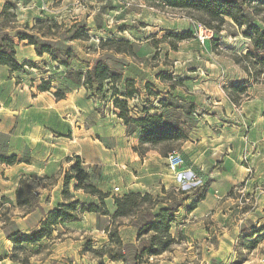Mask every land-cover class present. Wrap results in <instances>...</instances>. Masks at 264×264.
Segmentation results:
<instances>
[{
    "label": "rangeland",
    "instance_id": "1",
    "mask_svg": "<svg viewBox=\"0 0 264 264\" xmlns=\"http://www.w3.org/2000/svg\"><path fill=\"white\" fill-rule=\"evenodd\" d=\"M6 1L0 0V10ZM164 1L29 0L18 4L17 13L19 25L27 22L30 28L47 19L66 25V29L76 22L80 25L78 28L85 26L90 38L74 42L67 40L70 34H65L63 28H45L62 37L61 42L56 44V55L67 61L72 70L85 71L94 60L103 57L113 70L135 79L138 93L135 99L130 100V105L136 109V116L152 104L154 110L151 113L164 110L167 118L188 132L196 119L207 114L209 128L194 134L195 138H202L205 148L203 167L193 163L183 152L184 141L175 146L180 157L179 168L195 172L199 179L197 185L188 189L187 197L196 199L197 192H206L210 198H216L219 202L214 215H208L201 224H198L199 220L193 224L191 219L189 224L178 227L175 244L161 255L147 257L141 254L149 236L135 237V231L126 228V225H132L130 219L113 222L111 215L115 204L112 199L130 192V186L139 187L137 183L146 179L152 169H169V159L168 164L165 160L156 162L157 149L146 150L139 146V133H128L123 120L116 115L110 92L100 98L90 97L84 92L74 93L78 88L83 90L82 86L68 85L67 67L61 64L57 68L60 63L45 54L34 58L36 66L25 67L14 77L23 87L40 95L43 92L38 87L42 82H52V94L69 87L68 93H73L69 95V100L55 106L46 95H42L34 101L33 110L47 113L56 107L60 111V119L71 123L72 130L59 140L66 145L76 143L87 156L88 163L84 164L91 174V182L110 194L105 199V207H102V212L109 215L97 216L87 212L81 215L78 222L59 227L52 239L30 248L34 252L30 264H124L93 251L102 252L109 246V230L115 226L123 241L122 253L129 259V264H206V261L209 264H263L264 142L258 149L255 143H262L264 138V108L263 113L259 109V103L264 104V82L250 77L242 64L236 61V57L252 48L251 40L246 36L250 28L240 27L226 18L221 29H211L198 21L196 14L171 9ZM239 2L252 23L264 30V0ZM205 28L212 30V36L202 44L199 36ZM38 32L35 33L40 42H46ZM180 33L190 36L179 40L175 35ZM112 40L120 41L119 45H115L120 48L128 46V41L134 46L136 55L111 50L114 45H109L108 50L102 48V42ZM14 41L17 50L27 46V42L21 43L16 38ZM67 47L72 48L70 53L66 51ZM23 52L27 55L26 49ZM19 58L22 61L20 52ZM166 75L172 78H164ZM239 77H248V84H255L260 90H249L236 104L230 100L228 90ZM201 86L210 94H206ZM219 86L225 89L227 95V101L222 104H218L219 98H223L216 92ZM254 95L262 100L257 102ZM163 99L166 101L163 102ZM193 104L197 112L195 108H188ZM53 138L57 139L55 135L50 139ZM9 141L10 136L0 132V156L12 155ZM46 145L42 142L36 147L32 165L8 166L0 162V196L6 195L15 206L16 180L23 175H33L38 182L35 198L39 207L29 216L24 215L26 208L8 205L11 220L23 233L35 230L42 215L55 207L57 201H68L62 195L64 175L74 162L60 159L56 152L58 146L51 145L49 151ZM151 157L154 158L151 163L144 161ZM22 159L30 160V154L26 153ZM159 180L149 179L153 186H158ZM175 184L171 186L168 182L166 190H174ZM73 185L70 186L71 199H79L83 204L99 203L97 198L75 191ZM116 187L119 189L116 190ZM2 225L0 264H21L9 257L12 243ZM11 227L9 225L7 229ZM259 229L262 232L255 236L262 235V238L254 249H249L247 241L254 238L247 236H251V230ZM58 233L61 234L58 236ZM88 242L93 250L87 248ZM113 251H119V248L115 247ZM189 253H192L191 258ZM194 255L197 257L192 259Z\"/></svg>",
    "mask_w": 264,
    "mask_h": 264
},
{
    "label": "trees",
    "instance_id": "2",
    "mask_svg": "<svg viewBox=\"0 0 264 264\" xmlns=\"http://www.w3.org/2000/svg\"><path fill=\"white\" fill-rule=\"evenodd\" d=\"M29 0H7L0 10V65L10 67L12 72H18L25 67H34L36 64L33 61L20 62L17 58V45L15 38L19 42H27V45L35 47L38 56L48 54L53 61H58L60 65L67 67L66 81L68 85L83 86L86 88L88 96L103 97L106 92L111 93L112 103L116 109V115L123 120L128 133H139V146L149 150L155 148L163 157H168L169 153L176 151L175 144L184 141L188 137L186 132L177 122L171 118H167L164 110H154L152 104L149 107H144L138 116L133 114L134 108L130 105V100L137 96L135 88L136 81L133 78L124 77L122 73L113 70L109 64L105 62L103 57L97 58L88 65L86 70H72L67 61H62L56 55L57 45L62 40V37H57L56 34L45 28V26H54L57 29L63 28L65 34H70L69 42L78 40H88V35L85 26L78 28V22L66 29V25L57 23L54 19H47L45 22L40 20L32 28L29 23L25 22L19 25L17 6L20 2H28ZM165 5L171 9L186 10L196 14L198 21L211 29L219 30L225 23V19H231L238 26H248L250 29L246 36L250 38L252 48H249L244 55L236 57V61L242 64L243 69L250 77L257 82H264V30L252 23L249 15L244 13L243 6L239 0H165ZM78 28V29H77ZM39 36L45 38L46 42L41 43L36 36V31ZM179 40H185L190 36L188 33H180L175 35ZM120 41L112 40L110 42H102L103 49L108 50L109 45H114L111 50L116 52L131 54L135 56L134 46L126 41L125 48H120ZM67 52H71L72 48L67 47ZM70 55L67 57L69 58ZM259 68V69H257ZM164 78L171 79V75H166ZM179 84V83H177ZM173 86V85H172ZM40 91H50L52 82H42L38 87ZM68 88L59 89L54 94L57 100L64 99ZM249 86L246 83H233L231 90H228L230 100L236 104L240 103L242 98L248 94ZM234 92L237 93L235 96ZM166 100L163 99V102ZM164 107V103H162ZM188 108H194V105H188ZM67 162L74 164L65 172L64 188L62 195L67 202L58 203L52 210L44 213L38 226L30 233H23L12 221L11 209L8 205L14 207V203L6 195L0 196V224H3V230L7 239L12 243L10 259L21 264H30L32 256L31 247H38L45 240L53 238L59 227L65 226L68 223L80 220L84 213H103L102 207H105L110 194L105 193L102 189L91 182V174L84 164L81 156L74 155L66 158ZM0 162L8 166H13L19 161L17 155L0 156ZM25 162H29L25 160ZM74 183L75 191H82L84 194L97 198L99 203L83 204L79 199H71L73 196L70 192V186ZM38 182L33 175H23L18 181L16 189V203L18 208H26L24 215L30 214L36 210L39 205L35 198ZM188 191L176 192L174 190L167 191L162 189V194H154L143 191H130L121 196L114 197L115 212L111 215L113 222L120 219H130L132 225L137 229L139 239L149 236L147 244L141 251V254L147 257L161 255L163 252L170 250L176 242V238L171 233L172 225L175 221L176 213L180 207L188 199ZM206 198V192H197V198L193 199L190 205V210L197 208L198 204ZM15 206V207H16ZM120 224V223H119ZM12 227L7 229V226ZM262 232L259 230H251L247 238L253 237L252 241H247L248 248L254 249L259 243L262 235L255 236ZM61 233H58V236ZM110 244L107 248H103L102 252L93 250L91 244H86L87 248L108 255L111 260L123 261L124 264H129V259L122 252L123 241L120 233L115 226L109 230ZM115 247L119 251H113ZM38 252V251H37ZM142 256V255H141ZM138 260L139 258L136 257Z\"/></svg>",
    "mask_w": 264,
    "mask_h": 264
},
{
    "label": "crops",
    "instance_id": "3",
    "mask_svg": "<svg viewBox=\"0 0 264 264\" xmlns=\"http://www.w3.org/2000/svg\"><path fill=\"white\" fill-rule=\"evenodd\" d=\"M24 49L27 50V55L23 52ZM23 50H17L18 60L20 61L19 52L22 57V61L20 62H24L28 60L33 61L34 58L41 57L37 55L35 51V47L32 45H27L26 48L25 47L23 48ZM15 73L11 71L10 67L5 65H0V132H3L10 136V141H9L10 151H11L10 154L17 155L19 161H21L17 163V165H21V164H26L27 166L32 165L34 161L31 159L34 158V151L36 147L42 142L44 144H47L46 148L49 151H51V145L55 147L58 146L56 152L59 154L60 159L72 157L74 155H79L82 157V159L83 158L87 159V156L83 153V151L80 148L76 146V143L75 145H69V144L66 145V144H62L63 142L62 143L60 142L61 140L59 139H63L65 136H67L68 132L72 130V127L70 125L71 123L70 124L65 123L63 120L60 119L61 118L60 111L58 108L55 107L53 111H48L47 113L46 111L35 112L33 110L34 101L40 98L42 95H46L50 100V102H52L55 106H58L61 104V102L69 100V95L73 93L67 92L65 98L61 100H57L54 94H52L50 91L43 92L41 93L42 95H40L37 92L30 91L26 89V87H23L21 83L17 81L16 78L14 77ZM247 80L248 77H242V78L239 77L237 78V80H234L232 84L246 83L249 86V90H257V91L260 90L255 84H248ZM201 87L203 90H205L204 86ZM224 87L228 88V85H225ZM82 89L83 90L78 88L75 90L74 93L78 92L79 94H83L82 92H84V94H86L87 93L86 88L82 86ZM216 92L222 94L223 96V98L221 97L219 98L218 104H222L223 102L227 101V95L225 89L222 86L216 88ZM205 93L210 94L209 90H205ZM254 97L256 98L255 100L257 102L262 100L261 98H258L259 97L258 95H254ZM263 108H264V104L259 103V109L261 110L262 113H263ZM197 111L198 110L196 109V112ZM208 113L212 114L211 111H208ZM36 116L38 117L36 118ZM207 120H208L207 114H203L202 117L195 120L194 124H192V126L189 127L188 137L186 140H184V146H182L183 152H185L189 156L190 160L193 163L198 164L200 167L201 166L203 167L201 163H203L205 159V148L203 145L202 138L200 137L195 138L194 134H200L207 127L209 128L207 124L208 122ZM52 135H55L57 139L56 138L50 139ZM261 141L262 143L259 142L255 143V145H257V149L263 145L264 138ZM59 143L61 144L59 145ZM158 152L155 151L154 158L156 162H158L159 160L160 161L165 160L164 162L167 163L168 158L167 157L163 158V156ZM26 153L30 154V160L28 159L29 162H25V160L22 159L23 157L26 156ZM154 158L153 157L146 158L144 161L147 162L149 160L151 163L152 160H154ZM83 161L88 163V159ZM150 178H154V179L157 178L158 180L161 179L162 181L160 182L159 180L160 184L158 186H153L152 183H150L149 181ZM19 179L16 180L17 186ZM167 181L169 182V184H171V186L173 185V183L175 184V177L172 174V172L169 169L163 170L156 168V169H152L151 173H147L146 179L144 178L139 183H137L139 187L130 186L129 188H131V191H143V192H150V193L162 195V189L164 187L165 189L168 188ZM112 200H113L112 203H114V199ZM190 201H193V199L188 198L176 213L175 221L171 228V233L173 236H176V232H178L177 231L178 227L179 228L183 227L185 223L189 224L191 219L193 220L192 221L193 224L197 223V220H199L198 224H201V222L204 221V218H206L208 215L210 214L214 215L217 204L219 202L216 198L212 199L209 197V194L208 195L206 194V198L198 204L197 208L191 211L189 209L191 203H188ZM62 202L64 201L63 200L57 201L55 206L58 203H62ZM115 210L116 207L112 210V214L115 212ZM49 211L50 210L46 211L45 213ZM93 214L97 215L96 213ZM27 215L29 216L30 214ZM43 216L44 215H42V217ZM126 228H129V230L133 229L135 231V237H137V231L131 224H129L128 226L126 225ZM192 253H189L190 256L189 258H191ZM196 257L197 256L194 255L192 259ZM261 263L264 264L262 260Z\"/></svg>",
    "mask_w": 264,
    "mask_h": 264
},
{
    "label": "built area",
    "instance_id": "4",
    "mask_svg": "<svg viewBox=\"0 0 264 264\" xmlns=\"http://www.w3.org/2000/svg\"><path fill=\"white\" fill-rule=\"evenodd\" d=\"M212 36V30L205 28L202 34H200V40L201 43L204 44L206 40H208ZM133 114L136 115L137 111L136 109L133 111ZM177 151H173L169 153L168 159H169V169L172 172V174L175 177V185L174 190L176 192L181 191H189L188 189L193 188L197 183L199 182L198 175L191 171V170H181L179 167L181 166L179 163L180 157L178 156ZM119 187H116V190H118ZM262 262H264V259H262ZM206 264H209L206 262Z\"/></svg>",
    "mask_w": 264,
    "mask_h": 264
}]
</instances>
